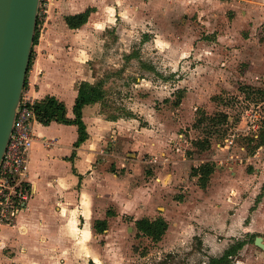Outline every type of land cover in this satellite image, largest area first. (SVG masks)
I'll list each match as a JSON object with an SVG mask.
<instances>
[{
  "label": "rangeland",
  "instance_id": "rangeland-1",
  "mask_svg": "<svg viewBox=\"0 0 264 264\" xmlns=\"http://www.w3.org/2000/svg\"><path fill=\"white\" fill-rule=\"evenodd\" d=\"M240 2L129 0L124 20L118 16L86 40L84 80L100 90L95 102L105 119L118 122L111 169L119 176L124 168L117 162L132 160V183L151 185L154 193L142 199L145 204L130 203L124 183H115L116 204L99 232L103 264H208L239 241L231 264L243 253L262 252L251 237L210 245L204 227L194 229L207 208L196 192L210 176L194 174L193 167L246 158L257 152L264 132V80L250 81L245 72L251 52L243 37L253 30L238 19ZM47 21L38 22L36 43ZM220 111L230 121L210 118ZM154 216L168 224L159 239L136 225Z\"/></svg>",
  "mask_w": 264,
  "mask_h": 264
},
{
  "label": "crops",
  "instance_id": "crops-1",
  "mask_svg": "<svg viewBox=\"0 0 264 264\" xmlns=\"http://www.w3.org/2000/svg\"><path fill=\"white\" fill-rule=\"evenodd\" d=\"M127 1L117 0L118 4L109 6L106 0H53L47 27L34 44L27 72L26 87L35 99L55 97L65 103L68 118L75 116L79 84L86 81V40L116 24L118 16L124 20ZM240 1L238 19L253 30L243 37L245 49L251 52L245 72L250 81L258 82L264 80V0ZM88 9L87 21L78 27L67 24L66 16ZM97 104L83 107L88 136L79 144L76 124L33 121L35 140L27 176L32 195L15 222L0 228V264H103L106 260L100 253V231L95 223L111 218L108 212L110 204H116L115 183H124L130 203L142 205V199L154 197L151 185L132 183V160L117 162L124 168L119 176L112 171L118 122L105 119ZM90 111H96L92 119ZM253 154L257 157L250 163L233 156L226 158V164H209L210 178L196 192L207 208L200 214V226L194 224V229L204 227L210 245L239 237H251L255 242L264 230V142ZM261 251L243 253L233 264H264V249Z\"/></svg>",
  "mask_w": 264,
  "mask_h": 264
},
{
  "label": "water",
  "instance_id": "water-1",
  "mask_svg": "<svg viewBox=\"0 0 264 264\" xmlns=\"http://www.w3.org/2000/svg\"><path fill=\"white\" fill-rule=\"evenodd\" d=\"M40 0H0V162L31 58ZM255 243L264 249L262 236Z\"/></svg>",
  "mask_w": 264,
  "mask_h": 264
},
{
  "label": "built area",
  "instance_id": "built-area-1",
  "mask_svg": "<svg viewBox=\"0 0 264 264\" xmlns=\"http://www.w3.org/2000/svg\"><path fill=\"white\" fill-rule=\"evenodd\" d=\"M52 3L53 0L39 1V23L40 20L45 23L49 18ZM26 86L23 88L13 128L0 162V228L3 224L15 222L17 214L32 195L27 176L30 151L35 140L33 121L37 120L34 109L36 99ZM254 157L257 154L246 156L244 160L250 163Z\"/></svg>",
  "mask_w": 264,
  "mask_h": 264
},
{
  "label": "trees",
  "instance_id": "trees-1",
  "mask_svg": "<svg viewBox=\"0 0 264 264\" xmlns=\"http://www.w3.org/2000/svg\"><path fill=\"white\" fill-rule=\"evenodd\" d=\"M89 13H90V9L81 13L68 15L66 16V22L70 27H78L79 25L87 21ZM37 39H38V30L36 25L34 44L37 42ZM32 52H33V47H32ZM32 52H31V58H30L28 70L30 68L32 61ZM26 84H27V76L24 87L26 86ZM100 95L101 92L100 90H98V88H96V86H90L88 85V82L84 81L79 84L78 95L73 106V112L75 115L73 118H68L66 116L65 103L52 96L43 98L41 100L36 99L34 104L36 118L38 121H41L46 124L50 123L51 121H63L71 124H76L78 126V131H79V137L76 143L79 144L80 142L84 141L88 136L86 124L83 121V107L85 104L97 101ZM205 116L207 118V114H205ZM210 118L215 122L224 121V123L225 122L227 123L228 121H230L228 114L222 111L218 112L215 116ZM258 137H260V139L258 140L255 147H258L260 144L264 142V132L259 134ZM198 170L199 171L201 170L206 176L212 172V168L210 166H201L199 168L193 167L194 174H196ZM136 225L137 228L140 231H142V233L152 237L153 239H159L168 227L166 220L162 217H157L153 219L147 217L139 218L136 220ZM95 228L97 231L100 232L104 231L107 228V221L105 219L97 220L95 223ZM242 244L243 242L239 241L236 246H230L228 249H226L221 256L211 257L210 262L208 264H231V257L233 256V254H235L236 249L241 247Z\"/></svg>",
  "mask_w": 264,
  "mask_h": 264
}]
</instances>
